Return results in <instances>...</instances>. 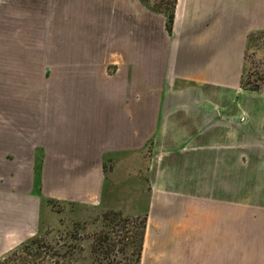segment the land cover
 Masks as SVG:
<instances>
[{"label":"crops","instance_id":"obj_1","mask_svg":"<svg viewBox=\"0 0 264 264\" xmlns=\"http://www.w3.org/2000/svg\"><path fill=\"white\" fill-rule=\"evenodd\" d=\"M18 2L33 50L0 52V261L38 232V156L43 198L97 205L104 160L138 171L148 145L164 246L207 219V264H264V90L240 86L264 0H177L171 33L140 0Z\"/></svg>","mask_w":264,"mask_h":264},{"label":"rangeland","instance_id":"obj_2","mask_svg":"<svg viewBox=\"0 0 264 264\" xmlns=\"http://www.w3.org/2000/svg\"><path fill=\"white\" fill-rule=\"evenodd\" d=\"M148 1L153 3L154 0ZM18 3V0H0V52L8 55L33 50L30 44L13 43L15 25L10 24L9 20L16 14L21 15L15 13V4ZM259 45L261 47L258 50H247L244 67L246 76L255 74L257 77L254 85L264 87V37ZM150 152L147 145L144 156L137 157L138 171L128 168L127 171H119L115 175L109 174L113 159H105L104 197L97 205L67 201L41 204L39 229L34 235L38 238L39 247L35 250L29 249L28 253L19 250L11 255L7 253L4 255H8L4 264H134V248L125 246L128 243L125 238L127 230L120 231L125 223H121L120 228L114 230L103 228L102 215L107 211L119 212L122 217L130 219L129 221L146 219L138 264H207V219L195 222L191 232L182 233L165 246L162 242L164 237H159L164 232L155 230V222L150 219L165 217L167 213L161 212L159 206L146 211L148 197L152 193L148 188L147 178ZM199 200L198 212L201 217L222 212L221 206L204 204L206 200ZM58 252L64 253L65 258L56 260L54 255L59 254Z\"/></svg>","mask_w":264,"mask_h":264},{"label":"trees","instance_id":"obj_3","mask_svg":"<svg viewBox=\"0 0 264 264\" xmlns=\"http://www.w3.org/2000/svg\"><path fill=\"white\" fill-rule=\"evenodd\" d=\"M142 5H144L146 8L150 9L154 13L163 14L166 18V29L168 33H171L172 26H173V20H174V11L175 6L177 3V0H154L153 3H150L148 0H140ZM264 37V30L260 31H254L251 32L248 35L247 39V45H246V51H245V57H244V63L246 60V52L249 48H255L258 50L261 46L259 45V42ZM257 77L255 74L253 75H245V67L243 66L242 75L240 79V86L243 89L250 90V91H260L264 90V87H260L257 85H254ZM41 163L42 158L41 156H38L36 158L35 162V191L40 195L41 197V204H54L58 203V201L43 198L41 195ZM130 219L122 217V215L119 212L115 211H107L102 215V224L104 229H110L114 230L115 228H120L119 225L121 223H125L123 227H121V230H127L125 233V238L128 240V243L125 244L127 247H133L135 251L136 259L134 260V264H138L140 260V255L142 251V244H143V238H144V230L146 225V219H137L135 221H129ZM139 221V222H138ZM131 224V227L128 226ZM127 226V227H126ZM129 228V229H128ZM129 239L131 240L129 242ZM39 247V241L36 236L31 237L26 242H23L20 244L13 252H11L9 255L14 254L18 250L22 253H28L29 249H37ZM59 253V252H58ZM8 256V255H7ZM5 256L1 261L0 264H4L5 260L8 258ZM54 258L56 260H59V258H65V254L59 253L54 255Z\"/></svg>","mask_w":264,"mask_h":264}]
</instances>
